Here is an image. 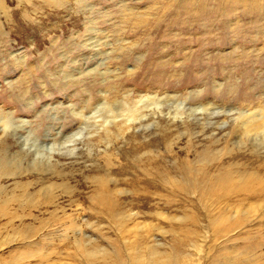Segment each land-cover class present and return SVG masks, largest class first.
Returning a JSON list of instances; mask_svg holds the SVG:
<instances>
[{
    "label": "rangeland",
    "instance_id": "rangeland-1",
    "mask_svg": "<svg viewBox=\"0 0 264 264\" xmlns=\"http://www.w3.org/2000/svg\"><path fill=\"white\" fill-rule=\"evenodd\" d=\"M261 117L264 0H0V264H264Z\"/></svg>",
    "mask_w": 264,
    "mask_h": 264
},
{
    "label": "bare ground",
    "instance_id": "bare-ground-1",
    "mask_svg": "<svg viewBox=\"0 0 264 264\" xmlns=\"http://www.w3.org/2000/svg\"><path fill=\"white\" fill-rule=\"evenodd\" d=\"M260 119H264V118L261 117ZM257 121H259V119ZM259 122H253L252 120H250L249 122L245 121L242 126H244L245 131L252 130L251 127L255 128L254 133L256 135L262 136L261 142L263 143L264 142L263 141L264 120L263 121L261 120ZM217 165L218 164L208 165L206 167H202V170L198 173V175L200 177L199 179L196 175L193 176V177H195L196 183L199 186V191H200L201 196H204V197L218 196V195H222V194H231L232 195L233 193L238 192L240 190L239 188L231 185V182L234 181V177L232 176V173L224 171V172H220V174L217 175L216 177H212L211 175H209L211 172H213V170L218 169ZM252 179H253V181H255V180L263 181V179H259V178H252ZM253 181H251V182H253ZM204 184H208L207 187ZM248 185H249L248 181L245 180L243 185H242L243 186L242 189L244 190Z\"/></svg>",
    "mask_w": 264,
    "mask_h": 264
}]
</instances>
